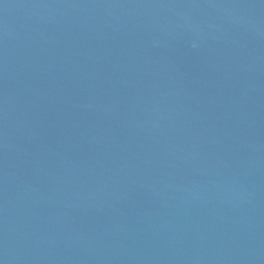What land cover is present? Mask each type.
Returning a JSON list of instances; mask_svg holds the SVG:
<instances>
[{"label": "water", "instance_id": "95a60500", "mask_svg": "<svg viewBox=\"0 0 264 264\" xmlns=\"http://www.w3.org/2000/svg\"><path fill=\"white\" fill-rule=\"evenodd\" d=\"M0 264H264V0H0Z\"/></svg>", "mask_w": 264, "mask_h": 264}]
</instances>
